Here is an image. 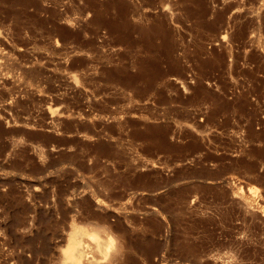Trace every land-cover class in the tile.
<instances>
[{
  "label": "rangeland",
  "instance_id": "obj_1",
  "mask_svg": "<svg viewBox=\"0 0 264 264\" xmlns=\"http://www.w3.org/2000/svg\"><path fill=\"white\" fill-rule=\"evenodd\" d=\"M0 264H264V0H0Z\"/></svg>",
  "mask_w": 264,
  "mask_h": 264
},
{
  "label": "bare ground",
  "instance_id": "obj_2",
  "mask_svg": "<svg viewBox=\"0 0 264 264\" xmlns=\"http://www.w3.org/2000/svg\"><path fill=\"white\" fill-rule=\"evenodd\" d=\"M139 74L142 76V79H144V81H147V83L151 82L152 80L154 81L157 77V73H155V75L154 73L149 75L144 67L140 68Z\"/></svg>",
  "mask_w": 264,
  "mask_h": 264
}]
</instances>
